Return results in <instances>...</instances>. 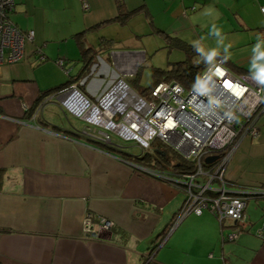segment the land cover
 Here are the masks:
<instances>
[{
  "label": "crops",
  "instance_id": "obj_1",
  "mask_svg": "<svg viewBox=\"0 0 264 264\" xmlns=\"http://www.w3.org/2000/svg\"><path fill=\"white\" fill-rule=\"evenodd\" d=\"M88 1L84 10L79 0H16L9 15L33 38L25 40L23 58L0 65V264H144L163 232L157 264H264V241L256 235L264 196L252 197L257 206L247 201L244 224H221L204 210L171 228L183 191L123 158L133 154L123 144L114 149L83 135L87 126L76 128L68 115L79 118L57 96L72 85L95 100L128 72L135 73L126 79L133 88L155 42L175 36L202 45L189 42L199 34L189 12L204 7L233 10L239 24L232 30L250 34L241 44L255 46L254 61L238 65L222 50L215 54L259 77L264 0H121L129 11L142 7L124 24L112 21L117 0ZM88 48L93 60L79 76ZM258 130L240 139L226 167L233 189H264V112ZM101 218L112 228L101 229ZM230 232L237 238L224 240Z\"/></svg>",
  "mask_w": 264,
  "mask_h": 264
},
{
  "label": "built area",
  "instance_id": "obj_2",
  "mask_svg": "<svg viewBox=\"0 0 264 264\" xmlns=\"http://www.w3.org/2000/svg\"><path fill=\"white\" fill-rule=\"evenodd\" d=\"M15 1L0 0V65L23 58L24 42L33 38V31H20L9 18ZM79 2L84 10L90 6L88 0ZM37 54L39 60H44ZM57 62L62 66V60ZM134 74L122 73L95 100L72 85L57 96L66 110L87 124L81 132L86 137L112 147H120L119 141H133L141 153L150 152L152 143L158 141L192 165L185 172L142 166L184 193L171 228L188 214L200 215L204 210L221 224H243L248 199L254 194L264 196V189H233L225 172L240 139L258 135V121L264 112V84L248 73L231 72L222 58L211 60L189 87L175 80L160 81L148 91V97L128 84L126 79ZM92 226L87 215L84 227ZM98 226L109 230L113 222L101 218ZM256 233L264 240V220ZM236 238V232L223 236L227 241Z\"/></svg>",
  "mask_w": 264,
  "mask_h": 264
},
{
  "label": "rangeland",
  "instance_id": "obj_3",
  "mask_svg": "<svg viewBox=\"0 0 264 264\" xmlns=\"http://www.w3.org/2000/svg\"><path fill=\"white\" fill-rule=\"evenodd\" d=\"M198 8V7H197ZM233 10L229 7H204L203 9H197L193 12H189L193 16L194 24H198V33L195 34V37L189 42H197L201 40L204 51L207 56H211L219 51H224L226 57H229L235 64H245L249 61H254L256 56L255 46L252 48L248 45H242L241 43L245 42L243 40L249 39L250 34L246 32H237L232 30V26L238 25L235 14ZM185 16L182 15L179 18V23H183ZM235 28V27H234ZM192 32H196V29L191 28ZM240 35V36H239ZM248 35V37H247ZM247 37V38H246ZM155 38V37H154ZM158 39L159 38H155ZM160 41V40H159ZM154 51L151 52L147 60L144 62L141 68L139 77L137 78V83H132V86L139 93L146 88L152 78H151V68L160 67L167 68L169 64L178 62L185 57V53L176 47H171L167 42L159 44L155 42L152 46ZM216 58V57H214ZM212 58V59H214ZM219 58H222L219 56ZM198 57L192 58L191 61H197ZM223 59V58H222ZM224 60V59H223ZM226 68L234 73L236 70L230 64H225ZM145 97H148V92L144 94ZM68 118L72 121L73 125L77 128L80 126L86 127L87 124L80 119L69 116ZM123 144L124 148L127 151L133 154L141 153L140 148L133 141H119ZM264 203V199L257 200ZM257 201L254 198L248 199L249 205L257 206ZM257 209H259L257 207ZM257 216V212L253 213V217ZM258 220H256L257 222ZM258 237V236H257Z\"/></svg>",
  "mask_w": 264,
  "mask_h": 264
},
{
  "label": "trees",
  "instance_id": "obj_4",
  "mask_svg": "<svg viewBox=\"0 0 264 264\" xmlns=\"http://www.w3.org/2000/svg\"><path fill=\"white\" fill-rule=\"evenodd\" d=\"M141 8L142 7L136 10L134 9L132 11H129L124 7V4L121 0H117V14L114 17V19H112V21H116V22H119L120 24H124L130 16L137 13L138 10H140ZM166 38L168 40L167 42L169 46L181 49L185 53V57L184 59L178 62L169 64L167 68L152 67L151 68L152 80L150 84L141 91L140 94L142 95L146 94L150 89H152L160 81L175 80L179 82L180 84H182L184 87H189L192 83H194L197 80L200 73L207 66V64L211 60H213L212 58L214 57L219 58V56L222 55V54H214L210 57H207L200 43H195V44L187 43L183 41L182 39L175 37V36H167ZM89 52H90L89 48L85 49L83 52L85 53V55L88 54L87 56L88 59L84 61L82 69H81V73L79 76H81L84 72H86L89 64L93 60V55L92 54L89 55ZM195 57H198L197 61L192 62L191 59ZM224 62L225 64L227 63V64L232 65L233 68L238 73H248L246 69H244L243 67L234 65L227 58H225ZM139 75H140V71L136 73V78ZM39 102H40V99L39 101H37V103ZM109 147L120 150V147H112V146H109ZM121 156L127 159L128 161H131L137 165H141L143 167H147L149 169L158 170V171L170 170L172 172H177V171L185 172V171L192 169V165L189 162L182 159L178 154L172 152L169 148L165 147L163 144H161L158 141H154L152 143L150 152L139 153L136 155L123 152L121 153ZM253 197L259 198L261 197V195L254 194ZM176 215L174 216V219ZM174 219L172 223L170 224V226L173 225ZM162 234H164V232L161 233L157 238H155L152 241L151 247L149 248L148 253L146 255L147 257L143 262L144 264H157L153 257L148 261H147V258L151 256L159 248L161 244V239L163 238ZM261 240L264 241L263 239Z\"/></svg>",
  "mask_w": 264,
  "mask_h": 264
},
{
  "label": "clouds",
  "instance_id": "obj_5",
  "mask_svg": "<svg viewBox=\"0 0 264 264\" xmlns=\"http://www.w3.org/2000/svg\"><path fill=\"white\" fill-rule=\"evenodd\" d=\"M258 83L264 84V74L258 77Z\"/></svg>",
  "mask_w": 264,
  "mask_h": 264
},
{
  "label": "water",
  "instance_id": "obj_6",
  "mask_svg": "<svg viewBox=\"0 0 264 264\" xmlns=\"http://www.w3.org/2000/svg\"><path fill=\"white\" fill-rule=\"evenodd\" d=\"M217 156H214V157H210L208 159H206L207 162L211 161L212 159H215Z\"/></svg>",
  "mask_w": 264,
  "mask_h": 264
}]
</instances>
